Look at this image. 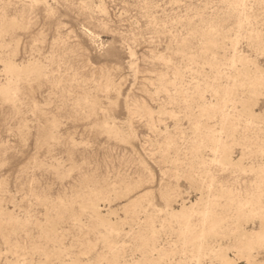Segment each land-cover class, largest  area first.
Wrapping results in <instances>:
<instances>
[{
    "label": "rangeland",
    "instance_id": "374dc122",
    "mask_svg": "<svg viewBox=\"0 0 264 264\" xmlns=\"http://www.w3.org/2000/svg\"><path fill=\"white\" fill-rule=\"evenodd\" d=\"M0 264H264V0H0Z\"/></svg>",
    "mask_w": 264,
    "mask_h": 264
}]
</instances>
